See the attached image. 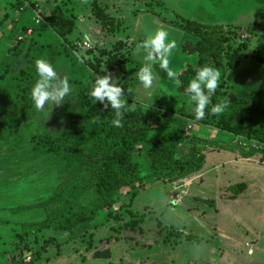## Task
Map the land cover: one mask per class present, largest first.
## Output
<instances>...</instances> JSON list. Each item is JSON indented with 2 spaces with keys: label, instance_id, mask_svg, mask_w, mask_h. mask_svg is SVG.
Returning a JSON list of instances; mask_svg holds the SVG:
<instances>
[{
  "label": "rangeland",
  "instance_id": "obj_1",
  "mask_svg": "<svg viewBox=\"0 0 264 264\" xmlns=\"http://www.w3.org/2000/svg\"><path fill=\"white\" fill-rule=\"evenodd\" d=\"M28 1L35 5L21 8L20 0H0V264H264V141L233 135L207 120L185 116L180 124L186 136L175 154H184L187 139L194 138L196 149L205 154L201 169L170 182H150L133 197L127 187L118 190L112 205L59 245L43 247L44 242L64 235L50 227L38 231L21 228L22 222L40 220L53 208L47 199L67 179L68 171L58 157L16 144L13 128L41 126L49 133L65 129L67 114L79 107L78 82L88 83L91 73L86 59L81 63L76 56L87 55L89 50L81 42L85 26L95 23L93 34L99 41L93 51L101 57L102 67L107 69L106 59L112 58L111 73L130 87L143 64L142 55L135 52L136 44L154 31L150 24L154 18L165 24L160 28L167 29L177 43L170 67L177 72L186 61L194 62V55L181 46L185 40H196L188 23L200 22L196 7L201 0L194 5L180 1L186 15L177 13L165 0H125L121 5L111 0ZM226 4L220 22L208 21L212 15L200 22L201 33L223 38V82L216 103L228 91L246 95L251 89L264 88V67L251 55L264 32V0H227ZM53 6L73 19L67 42L44 19ZM194 11L196 17L191 15ZM114 32L118 38L111 37ZM101 49L108 53L99 54ZM39 58L52 63L61 77L68 76L72 86L64 104L53 106L49 116L50 106L38 111L28 97L38 79L35 61ZM154 71L158 79L152 95H145L138 83L131 87L135 100L153 111L157 110L155 102L162 99L192 112L194 105L177 91L176 80L169 79L159 65ZM214 104L205 109L206 119ZM159 129L150 134H160ZM224 144L259 151L243 158L221 148ZM134 153L138 176L149 173L147 145L139 143ZM234 182L242 183L241 192L230 197L226 187ZM196 195L214 197L215 206L195 201ZM23 205L28 208H20ZM188 233L200 239H186Z\"/></svg>",
  "mask_w": 264,
  "mask_h": 264
},
{
  "label": "trees",
  "instance_id": "obj_2",
  "mask_svg": "<svg viewBox=\"0 0 264 264\" xmlns=\"http://www.w3.org/2000/svg\"><path fill=\"white\" fill-rule=\"evenodd\" d=\"M100 16V13H96ZM44 19L52 31L67 42V35L73 28V19L65 15L58 7H50ZM196 32V40H185L182 51L194 55V62L186 61L177 73L176 89L185 95L189 82L194 78L196 69L210 65L220 70L222 65L221 35L203 34L200 32V22L188 23ZM198 32V33H197ZM108 53L106 49L99 50V54ZM234 57L236 50L231 52ZM252 58L264 67V32L258 36L252 51ZM86 64L91 73L89 82H78L76 96L78 109L66 116L65 129L58 133H49L41 126L29 129L25 126L13 128L17 131L15 143L27 144L32 151L50 153L63 161L68 171L67 179L59 185L47 199L53 203L45 216L37 221L22 222V229L38 231L52 228L57 233L64 234L59 239L52 238L44 242L59 245L71 239L75 230L91 222L103 208L112 205L116 193L122 188H128L130 197L138 191L147 188V184L155 180L173 181L198 171L205 162V154L196 149L195 139H187V151L182 155L175 154L185 137V129L180 124L182 116L195 119L194 112H185L180 106H174L171 101L159 99L155 102L157 110L142 107L134 98V88L139 82L136 78L130 87L118 82L124 89L126 103H135V111H126L122 120L123 127L112 124L114 112L109 106L103 109L100 102L90 95L93 74L103 75L101 57L92 49L87 51ZM107 71L113 69L112 58L107 57ZM123 68V67H122ZM222 76L219 87L211 97L212 105L222 87ZM31 92L28 97L30 98ZM223 100H228V108L220 115L209 114L203 121H208L215 127L226 130L233 135L255 137L264 141V88L251 89L246 95H238L228 91ZM208 105V106H209ZM8 114H11L10 112ZM98 122H94L95 118ZM196 120V119H195ZM160 128V134L153 132ZM139 143L147 145V157L151 160V171L138 176L139 163L135 158V149ZM227 148L238 152L241 156L256 154L258 148L242 151L234 145L224 144ZM242 183H231L226 188L231 191L230 197L241 192ZM199 203L214 207L216 200L210 196H193ZM20 208H28L23 205ZM134 222L130 224L133 226ZM177 232V231H176ZM178 233V232H177ZM186 239L198 241L200 236L194 233L185 234ZM56 239V240H55ZM51 242V243H50Z\"/></svg>",
  "mask_w": 264,
  "mask_h": 264
},
{
  "label": "clouds",
  "instance_id": "obj_3",
  "mask_svg": "<svg viewBox=\"0 0 264 264\" xmlns=\"http://www.w3.org/2000/svg\"><path fill=\"white\" fill-rule=\"evenodd\" d=\"M36 23H41L40 19ZM95 45L94 39L84 34L83 48L92 49ZM177 47L176 40L170 38L169 32L165 28H157L147 34L145 38L136 44L135 52L142 55L143 64L137 71V78L144 90L145 95L151 96L154 88V82L158 79V74L154 71V66L164 70L167 77L176 80L177 73L170 67V57L173 50ZM77 59L83 63L84 59L91 60V56L83 53H76ZM38 79L31 88V99L38 111H43L46 106H50L51 112L53 106L64 104L65 98L72 91V86L68 76H60L52 63L47 59L39 58L35 61ZM103 75L93 74L94 80L90 91L91 97L100 102L103 109L109 106L114 112L112 124L115 127H123L122 120L126 111H135V103H126L124 89L119 86V77L108 72L105 65L101 70ZM221 72L218 68L210 65L201 66L196 69L194 78L189 82L186 88V94L189 96L190 103L194 105L193 112L197 121L205 118V109L211 103V97L219 87ZM228 100H221L211 108L213 115L222 114L229 106ZM98 117L94 122H98Z\"/></svg>",
  "mask_w": 264,
  "mask_h": 264
},
{
  "label": "flooded vegetation",
  "instance_id": "obj_4",
  "mask_svg": "<svg viewBox=\"0 0 264 264\" xmlns=\"http://www.w3.org/2000/svg\"><path fill=\"white\" fill-rule=\"evenodd\" d=\"M165 1L177 13H180L181 15H186L185 12H183L182 9L179 7L178 3L180 1H184L185 3L189 1V3L191 5H194L195 0H165ZM226 1L227 0H201L200 3L196 7L197 13L199 14L197 16L201 20H199V19H196V20H198L200 22H204L205 19L208 20L207 17L212 15L213 18L209 19L208 21L215 22V23L220 22L219 17L223 15L224 8L225 9L228 8ZM189 15L187 16V18H189ZM191 15H194V17H196L195 11L192 12Z\"/></svg>",
  "mask_w": 264,
  "mask_h": 264
},
{
  "label": "crops",
  "instance_id": "obj_5",
  "mask_svg": "<svg viewBox=\"0 0 264 264\" xmlns=\"http://www.w3.org/2000/svg\"><path fill=\"white\" fill-rule=\"evenodd\" d=\"M112 2H110V3H112L113 4V2H117V3H119L120 5H121V3L122 4H124V2H125V0H111ZM115 4V3H114ZM123 7V6H122ZM111 8H112V6H111ZM110 8V9H111ZM141 14H143V13H141ZM148 15H151V14H148ZM142 19H143V17L142 16H140ZM139 18V17H138ZM139 21H140V19H139ZM145 22V21H144ZM95 24V23H94ZM93 24V25H94ZM139 24H140V22H139ZM150 24H152V26H151V28L153 29V30H155V29H157V28H160V27H165V24L164 23H161L160 21H158V19L157 18H154V19H152V22L150 23ZM91 23H89V24H87V26H85V28H84V31H83V33H87L88 35H90L93 39H94V41H95V45L94 46H96V44H97V42L99 41V39L98 38H96V35L95 34H93V33H95L96 32V29L94 28L95 26H93ZM166 26H168V25H166ZM97 28V27H96ZM141 28H142V26H141ZM170 29H171V27H170ZM102 32H100V34H101ZM100 34H99V36H100ZM111 37L112 38H118V35H117V32H114V35L111 33ZM83 40V39H82ZM243 158H248V157H245V156H242Z\"/></svg>",
  "mask_w": 264,
  "mask_h": 264
},
{
  "label": "built area",
  "instance_id": "obj_6",
  "mask_svg": "<svg viewBox=\"0 0 264 264\" xmlns=\"http://www.w3.org/2000/svg\"><path fill=\"white\" fill-rule=\"evenodd\" d=\"M21 1V8L22 7H25V6H32V5H35V2H31V3H29V1L28 0H20ZM82 42V45H83V40L81 41ZM255 148H257V147H255Z\"/></svg>",
  "mask_w": 264,
  "mask_h": 264
}]
</instances>
